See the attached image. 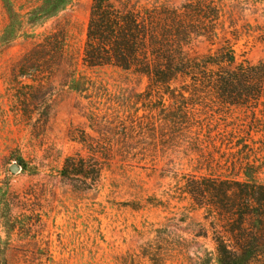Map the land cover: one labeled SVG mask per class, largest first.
Wrapping results in <instances>:
<instances>
[{"label": "rangeland", "instance_id": "obj_1", "mask_svg": "<svg viewBox=\"0 0 264 264\" xmlns=\"http://www.w3.org/2000/svg\"><path fill=\"white\" fill-rule=\"evenodd\" d=\"M41 1L0 0V247L7 264H217V237L228 241L231 228L252 225L223 181L244 180L249 163L264 184V92L253 104L209 103L206 112L188 105L197 127H167L178 106L144 95V76L82 64L91 0H71L32 23L29 12ZM139 3L214 5L237 61L264 60V0ZM56 29L63 32L60 59L30 55ZM201 40L198 52L209 48ZM92 151L101 172L91 187L61 175L66 157ZM210 179L218 181L216 197L188 194L193 181L206 191Z\"/></svg>", "mask_w": 264, "mask_h": 264}, {"label": "trees", "instance_id": "obj_2", "mask_svg": "<svg viewBox=\"0 0 264 264\" xmlns=\"http://www.w3.org/2000/svg\"><path fill=\"white\" fill-rule=\"evenodd\" d=\"M5 2L10 17H13L17 13L7 5L8 1ZM70 2L42 0L30 10L28 20L34 23L54 16ZM139 2L91 0L82 64L87 67L114 66L144 76V95L159 97L161 103L178 106L171 110L173 114L165 122L167 127L179 130L197 127L195 119L188 115L192 111L188 110V105H192L194 111L206 112L209 103L225 107L253 104L259 100L264 92V60L255 64L247 60L237 61L231 40L220 33L214 5L186 3L171 7L141 5ZM203 14L207 18H202ZM62 37V29L51 31L32 48L30 55L47 53L60 59ZM199 38L208 44L206 51H196L195 41ZM76 81L73 77L72 82ZM165 112L168 116V110ZM96 154L92 151L89 158L79 154L66 157L61 175L82 177L91 187L101 172V167L93 160ZM248 164L243 167L244 180L223 182L233 185L227 189L226 195L234 207L243 205L247 208V218L252 225L247 223V226L231 228L228 241L224 236L217 237V264H264V184L249 173ZM209 182L204 191L197 180L193 181L188 185V194L192 198L216 197L218 181L210 179ZM3 255L0 247V264H7Z\"/></svg>", "mask_w": 264, "mask_h": 264}, {"label": "water", "instance_id": "obj_3", "mask_svg": "<svg viewBox=\"0 0 264 264\" xmlns=\"http://www.w3.org/2000/svg\"><path fill=\"white\" fill-rule=\"evenodd\" d=\"M19 169H20V165L18 163H16V162H13V163H11L9 165V170L12 173H15V172L19 171Z\"/></svg>", "mask_w": 264, "mask_h": 264}]
</instances>
